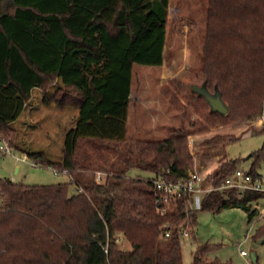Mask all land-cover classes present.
<instances>
[{"label": "trees", "instance_id": "16d2710c", "mask_svg": "<svg viewBox=\"0 0 264 264\" xmlns=\"http://www.w3.org/2000/svg\"><path fill=\"white\" fill-rule=\"evenodd\" d=\"M110 1L0 0V137L41 167L67 168L75 179L29 185L0 178V264H231L209 260L210 243L197 248L191 263L183 261V231L196 234L193 195L159 201L152 179L189 176L194 167L189 136L262 114L264 0H209L201 86L210 93L218 90L228 112L213 111L192 87L197 102L179 105L181 126L160 139L129 136L128 117L138 40L152 17L167 23L170 0H133L131 6L120 0L108 20L100 14ZM40 88L43 104L77 110L60 158L22 143L16 127ZM225 141L215 134L202 144ZM251 157L247 172L261 178L257 167L264 144ZM238 162L232 158L218 165L214 185L232 175ZM97 171L107 175L98 181ZM263 197L264 191L224 188L205 193L200 206L213 211L243 207L251 222ZM257 235L264 239V225ZM119 236L130 247H122Z\"/></svg>", "mask_w": 264, "mask_h": 264}, {"label": "rangeland", "instance_id": "374dc122", "mask_svg": "<svg viewBox=\"0 0 264 264\" xmlns=\"http://www.w3.org/2000/svg\"><path fill=\"white\" fill-rule=\"evenodd\" d=\"M119 1L111 0L101 17L112 20ZM124 1L129 6L133 3V0ZM208 9L209 0H170L167 23L162 25L154 17L148 22V29L138 40L141 51L134 70L129 136L142 139L167 137L171 128L181 126L178 106L187 104L189 99L197 102L192 87L201 86L204 82L205 49L209 38ZM138 10L143 11L144 6L141 5ZM42 92V88L34 91V101L16 122V127L22 143L43 149L56 159L62 156L65 135L75 125L77 110L70 106L43 104ZM140 100L144 103L140 104ZM199 102L208 112V106ZM262 114L255 120L210 126L207 134L189 136L188 145L194 157L193 170L197 169L209 177L218 165L232 158L238 159L239 168L249 170L253 162L251 154L264 144ZM193 118H198V115L194 113ZM215 134L225 136L226 141L212 146L202 144L207 136ZM86 147L89 148L88 145ZM13 152L15 155L0 152V178L29 185L71 181L70 176L57 175L49 167H33L17 159L23 151ZM257 170L264 190V158ZM70 191H76L75 184L70 185ZM198 196L203 197L201 194ZM255 205L259 214L249 222L243 207L213 211L202 209L195 202L193 208L197 211V222L192 230L196 234L182 240L183 261L191 263L197 248L210 243L212 248L206 254L209 260L250 264L254 254L258 257V264H264V239L257 235L264 225V197ZM119 243L122 247H130L123 236ZM242 250L248 255H242Z\"/></svg>", "mask_w": 264, "mask_h": 264}, {"label": "built area", "instance_id": "2783aa9c", "mask_svg": "<svg viewBox=\"0 0 264 264\" xmlns=\"http://www.w3.org/2000/svg\"><path fill=\"white\" fill-rule=\"evenodd\" d=\"M261 120L264 121V110L261 116ZM0 140V152L5 154H14L13 147L11 146L10 141L2 137H0ZM20 154L21 156H17L18 159L28 162L33 167H41L38 162L31 160L27 152H20ZM49 168L57 175L65 174L70 176L71 182H75L74 177L67 168H58L55 166H49ZM106 175V172L97 171L96 179L98 181H101ZM152 183L160 193V197L158 200L166 203H169L171 202V200L178 199L184 195L191 194L195 196L196 199H198V201L196 200V202L200 205L202 197L200 198L198 195H204L205 193L212 190L224 188H233L240 192H245L247 190L264 191L261 178L253 177L252 174L242 168H238L232 175L228 176L224 181H222L219 186L214 185L212 175L206 177L202 174L201 171L197 169L192 170L185 180L174 181L168 178L158 177L152 179ZM79 191H83V189L80 187ZM194 203L192 200L190 201L192 208L194 207ZM164 236L169 237L170 231L167 230ZM182 236L184 238L188 237L189 230L185 229ZM121 237L122 236H119L117 238L118 242L121 241ZM106 251H108V249H106ZM241 253L244 256L248 255L247 251L245 250H242Z\"/></svg>", "mask_w": 264, "mask_h": 264}, {"label": "water", "instance_id": "95a60500", "mask_svg": "<svg viewBox=\"0 0 264 264\" xmlns=\"http://www.w3.org/2000/svg\"><path fill=\"white\" fill-rule=\"evenodd\" d=\"M193 88L197 91L202 92L206 96L213 111L221 112L224 114L228 112V106L223 101L221 94L218 90L215 91L214 93H210L207 91L205 85L203 86L194 85ZM252 259L254 261L256 260V256L254 254H252Z\"/></svg>", "mask_w": 264, "mask_h": 264}, {"label": "crops", "instance_id": "0c3cea01", "mask_svg": "<svg viewBox=\"0 0 264 264\" xmlns=\"http://www.w3.org/2000/svg\"><path fill=\"white\" fill-rule=\"evenodd\" d=\"M140 102V104L141 103H144V102H142L141 100L139 101ZM30 107V105H28L27 107H26V109H28ZM18 159V158H17ZM20 168L17 166V170H19ZM261 180H262V178H261ZM196 200L198 201V199H196L195 198V196H193V199H192V201H193V203L194 202H196ZM255 206H257V205H255ZM247 256V255H246ZM258 261V257L256 256V260L254 261L253 259H252V264H257L256 262Z\"/></svg>", "mask_w": 264, "mask_h": 264}]
</instances>
